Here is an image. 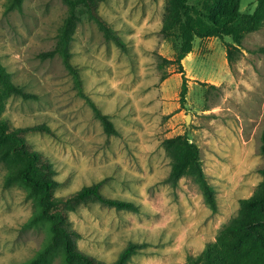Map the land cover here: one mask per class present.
I'll return each instance as SVG.
<instances>
[{"label": "rangeland", "instance_id": "rangeland-1", "mask_svg": "<svg viewBox=\"0 0 264 264\" xmlns=\"http://www.w3.org/2000/svg\"><path fill=\"white\" fill-rule=\"evenodd\" d=\"M0 0V63L11 81L31 96L10 95L0 119L28 130L30 147L44 154L59 182L56 196L102 182V192L134 202L137 212L91 203L69 212L80 233L77 247L110 263L129 242L144 246L127 264H183L201 254L241 209L262 181L261 132L264 128V27L248 32L237 45L230 35L196 36L181 61L180 37L161 32L163 0H107L99 12L124 39L127 51L104 39L96 24L80 14L70 45L71 62L81 72L85 91L113 122L106 135L88 104L77 95L53 49L66 7L61 0H20L6 11ZM196 22L205 0H189ZM256 1L240 0L245 16ZM227 51L234 60L230 64ZM182 136L199 149L198 160L213 187L211 211L189 175L170 177L173 156L165 139ZM0 161V264L30 259L46 238L43 227L23 225L34 210L17 183L4 184ZM49 264H61L59 257Z\"/></svg>", "mask_w": 264, "mask_h": 264}, {"label": "trees", "instance_id": "trees-1", "mask_svg": "<svg viewBox=\"0 0 264 264\" xmlns=\"http://www.w3.org/2000/svg\"><path fill=\"white\" fill-rule=\"evenodd\" d=\"M106 1L61 0L66 7V16L59 27L56 45L39 56L42 59L60 56L65 70L71 76L77 95L88 104L94 117L100 121L104 133L110 136L117 134V130L109 116L85 91L81 72L71 62L70 51L76 24L80 21L82 13L96 24L105 40L113 42L123 52L127 51L122 36L99 12V5ZM163 1L168 9L161 32L167 37L181 38V46L175 60L166 61L178 64L179 72L182 73L181 102L185 101L187 92L181 61L191 52L196 36L230 35L233 41L240 45L246 33L264 27V0H254L257 5L251 16L240 12V0H205L203 16L206 22H196L189 0ZM14 8H21L20 0L8 1L6 11ZM260 51L264 52V48ZM226 57L231 64L234 60L232 53L227 51ZM10 95L31 96L11 81L0 63V111ZM44 129L47 128H11L7 121L0 119V161L6 165L4 184H19L34 204V210L23 226L43 227L46 231V238L41 247L30 259L19 264H49L56 257L61 259V264H127L143 244L129 242L114 261H101L77 247L80 233L72 226L69 212L91 203L135 212L139 210L138 206L132 201L106 196L102 192V182L85 185L66 196H56L59 182L55 178L54 168L44 154L30 147L25 135L28 130ZM163 146L173 156L169 178L177 182L185 174L191 176L199 186L208 207L215 211V191L207 182L200 166L198 147L182 136L165 139ZM260 149L264 156V128L261 132ZM261 173L262 181L258 189L241 201L238 215L225 225L216 240L208 243L201 254L191 257L183 264H264V167Z\"/></svg>", "mask_w": 264, "mask_h": 264}]
</instances>
